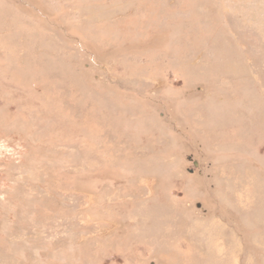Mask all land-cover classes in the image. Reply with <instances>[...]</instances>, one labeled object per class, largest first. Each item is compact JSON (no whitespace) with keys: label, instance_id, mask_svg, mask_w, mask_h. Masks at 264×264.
<instances>
[{"label":"rangeland","instance_id":"374dc122","mask_svg":"<svg viewBox=\"0 0 264 264\" xmlns=\"http://www.w3.org/2000/svg\"><path fill=\"white\" fill-rule=\"evenodd\" d=\"M0 264H264V0H0Z\"/></svg>","mask_w":264,"mask_h":264}]
</instances>
